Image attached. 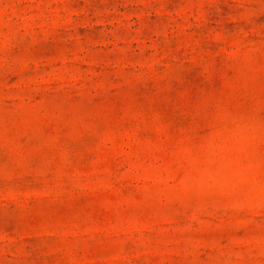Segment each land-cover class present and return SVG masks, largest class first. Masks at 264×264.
I'll return each mask as SVG.
<instances>
[{
	"label": "rangeland",
	"instance_id": "rangeland-1",
	"mask_svg": "<svg viewBox=\"0 0 264 264\" xmlns=\"http://www.w3.org/2000/svg\"><path fill=\"white\" fill-rule=\"evenodd\" d=\"M0 264H264V0H0Z\"/></svg>",
	"mask_w": 264,
	"mask_h": 264
}]
</instances>
